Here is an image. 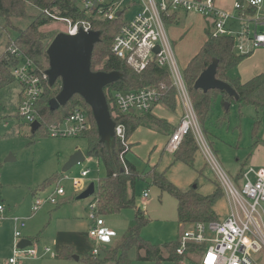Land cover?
<instances>
[{
    "label": "rangeland",
    "instance_id": "rangeland-1",
    "mask_svg": "<svg viewBox=\"0 0 264 264\" xmlns=\"http://www.w3.org/2000/svg\"><path fill=\"white\" fill-rule=\"evenodd\" d=\"M127 5L125 3L122 7V22L132 20L140 9L137 3ZM26 11L30 16L39 14L37 9L29 5ZM201 17L189 15L186 20H181L180 24L172 29L175 32L171 34L172 40L177 42L181 38V42L174 49L180 70L187 66L195 55L198 45L203 41L204 21ZM28 22V19L23 20L20 27L24 28ZM41 31L48 36L46 43L49 45L58 33L65 31V24L53 21ZM15 36L16 34L13 33L11 37ZM1 39L0 56L7 42L6 38ZM255 59H259L258 52L254 53L253 59L246 58L242 61L231 75L242 81L247 79L251 75L247 71L248 67ZM18 88L19 85L13 82L0 89V264L13 254L15 219L25 221V227L21 230L22 237L29 236L34 240L38 236V242L34 243L40 256L21 260L20 264H89L86 256L93 248L98 250V255L94 257L100 260L105 250L111 248L132 226L134 211L127 209L116 215L102 217L105 226L100 229L96 238H91L89 231L92 223L88 219L90 210L87 204L92 201V196L77 201L76 197L83 188H75L70 181H65L61 183L65 194L59 198L57 206L47 205L36 213L31 212L32 203L42 195L38 192L40 196L35 197L33 193L45 182L56 176L61 177L62 167L75 151L86 153L87 142L81 137L52 138L44 135L43 129H38L34 134L31 133L30 125L17 116ZM159 106L154 108L153 114L156 117H167ZM178 106L180 107L179 103ZM178 106L176 107L179 108ZM257 121L259 125L253 132L254 123ZM200 128L202 137L218 164L240 188L241 174L252 163L250 158L255 156L256 150L259 151L256 153L257 160H264V110H256L249 105L239 107L232 102L228 113H225L220 102L214 101L204 126L201 125ZM162 140L163 138L159 137V143ZM257 140L260 144L256 148L254 143ZM153 154L150 157L151 161L156 154L159 157L161 153L157 151ZM138 157H141V154L138 156L130 153L128 159L140 173L146 166L141 160L145 158ZM8 158L12 159L7 161ZM160 167L162 168H157V171L163 172L166 179L182 192L196 187L197 193L208 196L220 188L222 196L217 199L214 212L218 221H222L228 215L230 205L227 197L214 171L199 149L192 166L174 161L172 154L164 151L160 159ZM85 169L89 171L87 180L94 184L104 177L102 165L96 159L90 158L73 167L67 175L76 176ZM53 188L55 185L48 187L42 192L43 195ZM144 192L148 194L146 199L142 198ZM135 204L144 211L145 218L149 220V223L141 229L140 238L156 246L179 240L186 226L179 225L177 222V205L172 196L161 192L156 186L150 184L149 180L139 181L135 187ZM262 208L264 210V204ZM65 245L71 247L73 251L68 260H56L50 255L42 256L45 248L56 255ZM199 256L200 254L187 255L186 259L179 264H198ZM73 257L78 259L75 260ZM128 257L131 264H153L136 261L134 250L128 253ZM251 258L255 264H264V250L252 254ZM162 264L175 263L163 262Z\"/></svg>",
    "mask_w": 264,
    "mask_h": 264
},
{
    "label": "trees",
    "instance_id": "trees-1",
    "mask_svg": "<svg viewBox=\"0 0 264 264\" xmlns=\"http://www.w3.org/2000/svg\"><path fill=\"white\" fill-rule=\"evenodd\" d=\"M27 5L37 9L39 14L36 16L28 15ZM44 11L61 18H70L73 21L88 19L85 13L78 10L72 0H0V41L3 37L7 39L4 51L0 56V89L16 82L12 70L20 62L18 55L31 60L37 73L43 74L48 69V57L46 55L48 36L41 29L53 20ZM245 12L253 15L255 9L247 8ZM26 19L29 20L28 24L21 28V22ZM89 20L92 30L100 34V40L95 44L92 51L91 71L118 72L121 74L119 79L103 88L109 113L115 125L124 126L127 141L139 127H146L164 135L171 132L172 127L150 113L123 115L116 110L114 105L115 93L132 92L150 87L160 93L158 105L173 112L176 108L175 90L168 74L156 65H149L143 71L136 72L124 61L116 59L111 54L110 48L113 38L123 24L121 18L113 21ZM168 21L166 20L167 23ZM207 23L203 44L182 71L199 125L202 127L214 101L220 102L223 108L224 103H228L230 107L231 103L235 102L239 107L249 105L256 110H264V73L245 83H241L238 78L231 75V72L250 54H237L234 51V38L230 36L214 37L211 33V22L208 21ZM13 33L16 34L14 38L11 37ZM11 49L15 50L14 54L10 52ZM214 59L218 61L216 78L231 86L238 96L237 100L228 97L222 91L210 90L203 93L193 88L199 74ZM60 89L61 82L59 79L51 86L48 81L43 83L42 94L35 105L40 117L38 129H43V134L48 136V128L51 125L61 123L76 108L84 111L90 123L89 131L81 137L87 142L86 156L90 159H96L104 170V177L94 184L95 191L92 195V201L88 205L95 203L96 214L100 217L116 215L127 209L134 211L133 224L128 228L126 234L111 248L105 250L100 260L91 253L87 254V262L89 264H131L128 257L131 250H134L136 254V261L153 264H162L163 262L179 264L183 259H186L187 255H199L202 251L200 246L190 245L183 255H178L176 250L179 247V241L156 246L140 238V231L149 223V220L145 218L144 211L136 207L135 187L137 182L149 180L150 184L156 186L161 192L172 196L177 205V222L186 227L196 222L218 221L214 206L217 199L222 196L221 189H217L208 196L197 193L196 187L182 192L166 179L163 172H158L156 167L139 173L135 166L127 160L130 149L129 143L123 144L115 138L112 147L108 148L105 143L100 142L90 109L79 96H73L64 106L51 109L50 101L56 97ZM228 109L225 110L224 108L225 113H228ZM258 125L259 121L254 123L253 132L257 130ZM259 144L260 142L257 140L254 147ZM197 151L196 143L192 135L189 134L183 139L180 147L172 156L174 161L192 166ZM58 179L59 177L56 176L42 184L40 188L43 190L51 185H56ZM30 242L34 243L35 241L30 240ZM72 253V248L64 247L55 255V258L68 260Z\"/></svg>",
    "mask_w": 264,
    "mask_h": 264
},
{
    "label": "built area",
    "instance_id": "built-area-1",
    "mask_svg": "<svg viewBox=\"0 0 264 264\" xmlns=\"http://www.w3.org/2000/svg\"><path fill=\"white\" fill-rule=\"evenodd\" d=\"M27 1V0H24ZM130 1V2H129ZM215 0H72L79 11L88 19L73 21L61 18L47 11L44 13L54 22L65 24L63 33L74 36L80 31L92 30L91 20L113 21L122 18L123 6L137 3L138 12L129 22H123L111 44V54L124 61L136 72L143 71L149 65L163 69L171 79L175 90V99L182 108L179 125L170 134L164 150L175 153L183 139L191 134L198 149L214 171L223 189L230 210L222 221L196 222L186 227L179 238L178 255H183L190 245L200 246V264H255L251 258L264 250V167L248 166L241 174L242 183L237 187L218 164L214 154L202 137L201 128L183 78V70L177 65L174 55V44L167 33V22L178 13L197 14L212 24L211 33L214 37L230 36L234 38V51L240 55L251 54L256 49H264V16L259 15L263 0H237L233 4L236 14L219 10ZM129 2V3H128ZM247 8H254L253 15L247 14ZM119 17H115L116 13ZM230 21L239 24L238 29H231ZM158 50L157 52L155 50ZM14 54L15 50H10ZM19 64L12 70L20 87V100L17 115L27 124L39 122L40 117L35 105L42 94V85L48 81L45 73H37L31 60L18 55ZM160 93L154 88H143L132 92L114 94L116 110L123 115L147 114L159 104ZM90 129L87 115L81 109L73 110L61 123L48 128V136L52 138H80ZM115 138L123 144L128 141L123 125H115ZM88 170L80 172L78 177H59L54 190L45 197H38L32 204V213L37 212L45 204L57 205L59 198L64 196L61 183L70 181L75 188H84ZM147 193L142 194L146 199ZM88 219L92 226L89 231L91 238H96L104 226L102 217L96 214V205H88ZM1 210V209H0ZM13 239L14 251L4 264H20L21 260L38 258L39 250L35 243L23 249L17 248L22 240L21 230L25 221L15 219ZM55 257L45 248L42 255ZM98 255L97 248L91 251Z\"/></svg>",
    "mask_w": 264,
    "mask_h": 264
},
{
    "label": "water",
    "instance_id": "water-1",
    "mask_svg": "<svg viewBox=\"0 0 264 264\" xmlns=\"http://www.w3.org/2000/svg\"><path fill=\"white\" fill-rule=\"evenodd\" d=\"M120 13H116L115 17H119ZM100 40V34L96 31L87 33L80 31L74 36H69L63 32L58 33L46 49L48 57V69L45 75L48 84L53 85L58 79L61 82L60 92L54 99L50 101L51 109L64 106L73 96H79L89 107L92 119L96 126L99 140L111 148L115 139V123L109 113L103 88L113 83L121 77L118 72H92L90 69L92 51ZM158 51L157 49L155 50ZM218 61L212 60L211 64L203 70L193 84L195 90L206 93L210 90H218L225 94L238 99L237 94L225 82L216 78V69ZM228 103H224L227 110ZM40 127L39 122L30 124L31 133H34ZM12 158H8L10 161ZM84 154L75 151L64 164L61 173H66L73 167L83 163ZM94 183L91 182L86 189L77 196V200H85L94 194ZM31 246V242L22 239L18 242L17 248L23 249ZM77 260V257H73Z\"/></svg>",
    "mask_w": 264,
    "mask_h": 264
},
{
    "label": "crops",
    "instance_id": "crops-1",
    "mask_svg": "<svg viewBox=\"0 0 264 264\" xmlns=\"http://www.w3.org/2000/svg\"><path fill=\"white\" fill-rule=\"evenodd\" d=\"M237 0H215L214 1V5H215V7L217 8V9H219V10H223V11H227V12H230L231 14H236V12L233 10V4L236 2ZM263 3H264V0H263ZM189 15H197V14H186V13H178V14H176L174 17H173V19L171 20V21H168V23H167V33H168V36H169V38L171 39V41H172V43L174 44V49L178 46V44L181 42V38H180V40H178L177 42L176 41H173L172 40V38H171V34L172 33H175V32H173V28L174 27H177L179 24H180V21L182 20V21H184V20H186L188 17H189ZM259 15L260 16H264V5L262 4V6H261V8H260V11H259ZM201 17V16H200ZM203 20L202 21H204V28H203V35H204V30H205V28L207 27V19H205L204 17H201ZM230 26H231V29H237L238 27H239V24L238 23H236V22H234V21H230ZM204 40H205V37H203V41L198 45V48H197V50H196V53H195V55L197 54V52L199 51V49H200V47H201V45L203 44V42H204ZM258 52V57H259V59H255V60H252V61H254L252 64H250V66L248 67L249 68V70H247L248 71V73L249 74H251L249 77H247V79H244L243 81L242 80H240V82L241 83H245V82H247V81H249L250 79H252L253 77H255V76H257V75H260V74H262V73H264V49H256V50H254L252 53H251V55L247 58V59H253V57H254V53H257ZM194 55V56H195ZM193 56V57H194ZM192 57V58H193ZM191 58V59H192ZM190 59V60H191ZM251 72V73H250ZM245 73H247V72H245ZM19 100H20V87L18 88V94H17V106H18V102H19ZM158 106V105H157ZM156 106V107H157ZM176 106H178V102L176 101ZM155 107V108H156ZM179 107V106H178ZM16 109H17V107H16ZM159 109H161L165 114H166V116L167 117H165V116H155L154 114H153V111L151 112V114L153 115V116H155L156 118H159V119H161V120H164L170 127H172V130H171V132H169L168 134H166V135H164V134H161V133H158V132H156V131H153V130H151V129H149V128H146V127H139L138 129H136V131L129 137V139H128V143H129V145H130V149H129V152H128V154H127V160L129 161V159H128V156H129V154L131 153V154H134V155H138V156H140V154H141V157H138L139 159H141V158H145V160L144 159H141L144 163H145V169H143V171L142 172H145L146 170H148L149 168H153V167H156V170H157V168H162V167H160V159H161V157H162V155H163V152L165 151L164 150V147H165V144H166V142H167V140H168V138H169V136H170V134L172 133V131L179 125V122H180V119H181V117H182V108H181V106L179 107V108H175V110L171 113L170 111H168V110H166L165 108H163L162 106H159ZM154 110V109H153ZM176 110H177V113H175L176 112ZM170 116V117H169ZM169 118V119H168ZM159 137H162L163 138V140H162V142L161 143H159ZM257 148V147H256ZM158 151V153L160 152L161 154H159L160 156L158 157L157 156V154H156V156H154V158H153V161H151L150 160V157L152 156V155H154L153 153H155V152H157ZM259 151L258 150H256L255 151V153H254V155L255 156H252L251 158H250V162H252L251 164H249V166H256L255 168H260V167H264V160L263 161H258L257 160V154L256 153H258ZM84 156H85V160L88 158L87 156H86V153L84 154ZM157 157H158V159H157ZM84 160V161H85ZM130 162V161H129ZM130 163H132V162H130ZM133 164V163H132ZM134 165V164H133ZM135 166V165H134ZM135 168H136V166H135ZM71 170V169H70ZM69 170V171H70ZM85 170H88V169H85ZM137 170V169H136ZM81 171H83V170H81ZM68 172V171H67ZM67 172L66 173H61V177H63V176H67V177H78L79 176V174L78 175H76V176H68L67 175ZM88 176H89V174H88ZM88 176H87V178H88ZM58 177H60V176H58ZM87 178H86V180H85V182H84V184H85V186H84V188L81 190V192H83L85 189H86V187L91 183V181H88L87 180ZM65 181H67V180H65ZM65 181H63V182H65ZM88 182V183H87ZM88 184V185H87ZM48 189V188H47ZM47 189H44V190H40V188H38V190H36L34 193H33V196L35 195V197L36 196H40L39 195V193L38 192H41V196L40 197H45V196H47L48 194H50L53 190H54V188L51 190V191H48L47 192V194H44L43 195V193L42 192H44L45 190H47ZM77 196H79V195H77ZM62 198V197H61ZM76 200H77V197H76ZM77 201H79V200H77ZM81 201V200H80ZM89 203V202H88ZM33 204V203H32ZM87 204V203H86ZM54 206V205H50V204H45L44 206ZM58 205V204H57ZM57 205H55V206H57ZM88 205V204H87ZM43 206V207H44ZM43 207H41L39 210H41ZM136 207L137 208H139L137 205H136ZM140 209V208H139ZM38 210V211H39ZM37 211V212H38ZM32 212V211H31ZM36 213V212H35ZM133 219H134V213H133ZM104 226H105V223H104ZM23 239H26V240H33V239H31L32 237H27V236H23L22 237ZM35 240V242H38V236L36 237V239H34ZM9 244H10V242H9ZM64 247H69V246H64ZM64 247H62V248H64ZM71 248V247H70ZM60 252V251H59ZM48 255V254H47ZM42 256H46V255H42ZM54 259H56L55 257H53ZM56 260H58V259H56ZM197 260H198V264H200V260H199V257L197 258ZM5 261L6 260H4V263H5ZM3 263V264H4Z\"/></svg>",
    "mask_w": 264,
    "mask_h": 264
}]
</instances>
